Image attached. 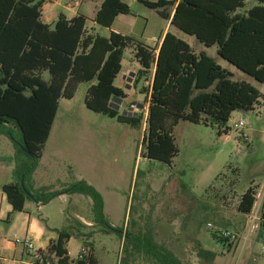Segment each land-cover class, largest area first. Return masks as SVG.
<instances>
[{"label": "trees", "instance_id": "16d2710c", "mask_svg": "<svg viewBox=\"0 0 264 264\" xmlns=\"http://www.w3.org/2000/svg\"><path fill=\"white\" fill-rule=\"evenodd\" d=\"M52 1L0 0V136L7 137L15 150L11 160L0 158V163L15 166L14 181L0 190L15 213L24 211L27 200L45 205L57 194L35 189L33 176L60 101L72 100L80 84H90L85 97L88 110L141 129L143 113L131 116L117 108L129 98L117 85L126 49L132 50L133 60L140 66L133 88L147 99L142 157L149 162L173 163L179 154L173 133L180 122L210 126L217 128L218 135L227 134L234 112L252 111L259 104L262 95L257 88L234 81L213 58L197 55L170 31L158 48L112 31L108 38L101 37L88 28V18L81 14L72 19L61 14L49 25L43 20V7ZM247 1L139 0L171 27L196 37L207 48L217 46L222 59L264 84V0L245 10ZM130 14L131 8L122 0H104L93 22L111 29L119 16ZM141 173L137 172V180ZM257 188L242 195L237 207L240 214L252 213ZM65 192L88 197L94 223L102 231H113L104 198L96 188L80 182ZM73 229L75 234L59 232L45 250L37 252L32 264H99L95 248L88 247L79 229ZM72 237L81 240L85 249L76 260L68 251ZM211 237L228 250L233 248V242L219 238L214 231ZM123 252L126 257L145 254L156 264H182L174 252L155 242L150 228L129 232Z\"/></svg>", "mask_w": 264, "mask_h": 264}, {"label": "rangeland", "instance_id": "374dc122", "mask_svg": "<svg viewBox=\"0 0 264 264\" xmlns=\"http://www.w3.org/2000/svg\"><path fill=\"white\" fill-rule=\"evenodd\" d=\"M99 1L86 0L84 8L94 10ZM68 3L69 0H59L57 4H47L43 8L44 22L49 18L55 22L59 13L72 17L66 9ZM124 3L131 8V14L119 17L116 31H111L157 46L153 37H160L167 21L137 0ZM257 4V0H248L245 10ZM86 17L90 30L94 28L96 34L109 37V29L93 25ZM169 29L197 55L205 53L213 58L233 75L234 81H245L257 88L262 95L259 104L252 111L234 112L227 134L218 135L217 128L210 126L180 122L173 133L179 149L173 163L169 166L149 162L142 157L147 99L132 87L135 61L132 50L126 49L122 63L125 78L119 77L117 84L120 82L129 98L119 102L118 107L131 116L143 113L141 129L88 110L85 97L90 84H80L72 100H61L38 173L48 180L41 187H35L33 182L35 189L45 188L57 194L45 205L27 200L25 211L13 213L10 224L0 223L2 264L33 262L20 246L8 244L26 235L29 219L44 235L62 231L75 234L73 227L79 229L88 247L95 248L99 264H156L145 254L126 257L123 252L128 233L146 228L152 230L155 242L174 252L182 264H264V84L222 59L217 46L207 48L196 37L175 27ZM239 121H244L245 127L236 130L233 124ZM14 153L12 142L0 136V158L11 160ZM0 165V184L12 183L14 164ZM138 171L142 173L137 180ZM80 182L88 183L102 195L113 231H102L94 223L88 197L65 192ZM251 187H258L255 207L249 215L240 214V199ZM219 229L236 234L231 250L211 237V230ZM84 250L82 241L72 237L68 245L70 257L76 260Z\"/></svg>", "mask_w": 264, "mask_h": 264}, {"label": "crops", "instance_id": "0c3cea01", "mask_svg": "<svg viewBox=\"0 0 264 264\" xmlns=\"http://www.w3.org/2000/svg\"><path fill=\"white\" fill-rule=\"evenodd\" d=\"M85 1L86 0H69V3L67 4L66 9H67V12L69 14H73V16L72 17H68V15H66L65 13H59L57 15L56 19H58L59 15H61V14L64 15V16H66L67 19H72L75 16L81 14V15H84V16H88L91 19V21H93L95 19V17H96L97 12L99 11L101 5L103 4L104 0H100L99 3H98V6L94 10H91V11H89V9L84 8ZM91 1H95V0H91ZM122 1L124 2V0H122ZM137 1H139V0H137ZM58 2H59V0H53L52 1V3H55V4H57ZM153 2H155V1H153ZM46 6H47V4H45L43 8H45ZM88 12H91L90 16L87 15ZM43 16H44V14H43ZM121 16H127V15H121ZM121 16H119V17H121ZM119 17L116 19L113 27L111 29H109L110 32H111L112 29L114 31H116L114 29V26H115L117 20L119 19ZM55 22L54 21H51V19L49 18L47 24L53 25ZM93 25H96V24L93 22ZM170 26H171L170 25V22L167 21L166 29L164 31H162L160 37L157 38V39L160 40V43L159 44H155V45H157L158 48L160 47V45L162 43V40H163V37L165 36V34L170 31V29H169ZM124 36H127V35H124ZM154 38H156V37H153V39ZM151 47H155V46L152 45ZM134 63H135V68L134 69L136 70V73H137L138 70L140 69V66L136 62H134ZM136 73H132L131 72V75H132L131 82L132 83H134V80H135L134 74H136ZM119 77L120 78L121 77L125 78V75H124V66H123V69H122V73H121V75ZM117 85L122 88V86L120 85V82H118ZM129 88H130V86L127 85V89H129ZM134 91H136V90L134 89ZM126 94L129 95L128 92ZM41 161H42V159H41ZM41 161H40L39 166H38V169H37V171L35 172V175H34V184H35V187L36 186L37 187H41L40 184H42L43 182L45 184V181L48 180V179L43 180V178H44L43 177L44 176L43 174L38 175V173H40ZM1 169H2V166L0 165V170ZM3 185H5V184H3ZM0 186H2V185L0 184ZM3 207H4V209H3ZM25 208H26V204H25ZM24 211H25V209H24ZM6 213H7V216L5 217ZM13 213H15V212L12 211V207L8 204V202L6 200V196L0 190V223H9L10 224ZM8 215H9V219H8ZM26 235H30L34 239V243H35V246H36V248H37L38 251L39 250H45L49 246L50 242L52 240H55L57 238V236H58V234H56V235H54V234L44 235V232L42 231V229L37 224L31 223L30 219H29V223H28ZM10 243L14 245V241L13 242H9L8 244L11 245ZM69 243H68V245H69ZM28 255L29 254H27V256ZM0 262H1V258H0Z\"/></svg>", "mask_w": 264, "mask_h": 264}, {"label": "built area", "instance_id": "2783aa9c", "mask_svg": "<svg viewBox=\"0 0 264 264\" xmlns=\"http://www.w3.org/2000/svg\"><path fill=\"white\" fill-rule=\"evenodd\" d=\"M153 42L158 44L160 43V40L157 38H154ZM233 125L236 130H240L245 127L244 121L236 122ZM210 227L212 226L210 225ZM212 231H214L219 238L229 239L230 242H233L234 240L237 239L236 234H234L233 232L229 230L219 229V230H212ZM14 245L20 246L24 252L29 254V256H32V259L33 257L35 258V256L37 255L38 250L35 246L34 239L30 235H26L21 239L19 238L15 239Z\"/></svg>", "mask_w": 264, "mask_h": 264}, {"label": "water", "instance_id": "95a60500", "mask_svg": "<svg viewBox=\"0 0 264 264\" xmlns=\"http://www.w3.org/2000/svg\"><path fill=\"white\" fill-rule=\"evenodd\" d=\"M119 109V107H117ZM22 185H23V182H22Z\"/></svg>", "mask_w": 264, "mask_h": 264}]
</instances>
